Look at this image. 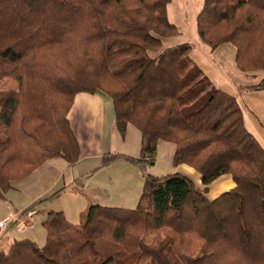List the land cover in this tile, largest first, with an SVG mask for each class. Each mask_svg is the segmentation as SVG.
Here are the masks:
<instances>
[{"label":"trees","instance_id":"trees-1","mask_svg":"<svg viewBox=\"0 0 264 264\" xmlns=\"http://www.w3.org/2000/svg\"><path fill=\"white\" fill-rule=\"evenodd\" d=\"M169 2L0 0V198L47 159L77 161L67 112L78 92L105 93L116 128L140 131L137 156L105 153L102 165L123 158L143 172L133 208L89 203L77 224L50 210L44 244L15 239L0 264H264V148L236 98L192 61L191 43L162 45L178 33ZM196 29L211 49L234 45L241 71H263L247 89H264V0H202ZM159 140L203 188L147 171ZM222 173L234 186L209 199Z\"/></svg>","mask_w":264,"mask_h":264},{"label":"crops","instance_id":"crops-1","mask_svg":"<svg viewBox=\"0 0 264 264\" xmlns=\"http://www.w3.org/2000/svg\"><path fill=\"white\" fill-rule=\"evenodd\" d=\"M201 6L202 0H170L167 5V16L171 19L169 20L176 25L178 30V33L171 37H176L180 34L186 37L190 35L191 37L188 40L189 43L193 40L198 44L196 46L191 44L189 56L192 61L201 68L204 75L208 77L215 87L236 98L241 108L246 128L264 148V89L249 90L246 87L247 85L254 84L255 82L253 80L260 78V75H258V73L243 72L237 67L235 63V46L230 42H224L215 49H211L200 40L196 29V16ZM175 45H168L165 47ZM67 119L79 146V158L77 161L70 165L61 157L50 158L34 169L27 177L11 181L10 191L27 183L31 178L30 176L43 171L45 166H50L46 167L48 168L46 170L47 172L53 168L59 169V174L62 173L63 175L67 173L73 180L71 186L66 188L63 186L55 192H52V190L56 187L57 183L55 182L56 180L53 181L52 183L54 186L51 185L52 187L50 186L41 196H38L32 203H28L24 207L13 208V206L9 204L10 210L6 215L15 212L16 216H18V220L10 224V232L23 233L24 236L21 237V239L28 238L35 243H42L43 245L45 242L46 230L42 222L46 218L48 212L50 210L61 211L65 218L69 219L64 207L61 204L54 205V200L59 199L67 192H72L74 195L84 193L83 191H85L89 185L86 186V184L79 183L85 178L95 177L96 181L97 179L102 181L103 178L106 177V173H113V175L118 176L120 181L122 177H124L131 180L134 179L136 184L128 190L131 191L134 189L133 192H130V196L121 198V200H112V198L101 199L98 188L96 190L95 186L93 188V186L90 185L93 192L92 196L88 200L89 202L84 200L81 203L77 213H80L88 203L124 208H133L137 203L141 192V188L137 186L141 183L142 187L143 174L134 164L123 158H117L109 164L102 165V155L105 153L117 152L130 156H137L140 149V131L131 123L126 124L122 133L118 131L115 126L112 101L108 95L99 91L94 93H76L72 105L67 112ZM131 140L132 142H130ZM160 148L167 158V162H170L168 168L165 170L167 171L166 173L177 171L190 178L199 188L204 187L201 182L200 174L193 167L183 163L178 165L173 164V155L176 148L174 143L159 140L157 143V150ZM114 168L118 170L111 172L110 170ZM151 172L154 175H161L158 174L161 172ZM222 178L223 180L218 183L219 186H226L228 189L234 186L230 174L223 175ZM95 183L96 182H94V184ZM209 190L210 189L207 187L205 194L209 192ZM37 215L41 220V231L43 232L41 238L33 232V227L35 226L34 219ZM19 221L22 223L21 228L16 226ZM13 240H15V238L12 240L8 239V244Z\"/></svg>","mask_w":264,"mask_h":264},{"label":"rangeland","instance_id":"rangeland-1","mask_svg":"<svg viewBox=\"0 0 264 264\" xmlns=\"http://www.w3.org/2000/svg\"><path fill=\"white\" fill-rule=\"evenodd\" d=\"M190 37H191L190 35L188 37H186L183 34H180L176 37H171V36L165 37L162 39V45L168 46V45H175V44H180V43H184V42H189L188 40ZM190 43L192 45H195V46L198 45L193 40H191ZM261 72H263V71L260 70V71L249 72V73H258V75L261 76V74H260ZM258 80H259V78L255 79L253 81L256 83ZM12 85H14V84L10 80H7L6 82L3 83L2 87L4 88V87L12 86ZM118 131H120V130H118ZM130 142H132V140ZM114 160H112V161H114ZM169 163L170 162H167V158L165 157L162 149L160 148L159 150L156 151V157H155L154 164L152 166H148L147 171L150 173H152L151 171H154V172L157 171V172H161L158 174L163 175L167 172L165 170H166V168H168ZM46 167H50V166H45V168H43L44 169L43 171H40L39 173H36V174H33L32 176H30L31 178L27 183H25L22 186H19L16 189H13L11 191L8 190L5 193V198H0V216L1 217L6 215L8 213V211L10 210L9 204L11 206H13V208H21V207H24L28 203L29 204L32 203V201H34L35 198H37L38 196H41L43 194V192L46 191L51 185L54 186L52 182L55 180H56L55 182L57 183V185L52 190V192H55L56 190H58L59 188H61L63 186H65V188L71 186V184L73 183V180L69 177V175L67 173H64L63 175H62V173L59 174V169H54V168L50 169L47 172L46 170L48 168H46ZM115 168H116V166H115ZM115 168L111 169L110 171L111 172L117 171L118 169H115ZM138 170H140V172L143 174V172L140 168H138ZM30 174H28V175H30ZM223 175H227V173H222V174L218 175L216 178H214L208 184H206L208 189H210L209 192L206 193L208 198H213L214 196H217L221 192L228 190V188L226 186L221 187L218 185V183L223 180V178H222ZM105 176L106 177H104L102 181H99L98 179L96 181L95 177L85 178V179L81 180L79 184H86V186L89 185V187L86 188L85 191H83L84 193H80L79 195L78 194L74 195V194H72V192H67L62 197H60L59 199H55L54 205L61 204L64 207V209L67 213V216L69 218L67 220L73 224H76L79 222L78 219H80L81 212L88 206L89 203L86 205V207L82 211H80V213H77L78 208H80L81 203L84 200H86V202H87L90 199V197L92 196L93 192H92V188H90V185L93 186V188L95 186L96 190L98 188L101 199L112 198V200H121V198L130 196V192L134 191V189L131 191H128L130 188L135 186L136 183L134 182V179L131 180V179L122 177V179L120 181L118 176L113 175V173H106ZM137 180H138V178H137ZM94 182H96V183L94 184ZM97 184H98V187H97ZM137 187L142 189L141 183ZM34 222H35V226L33 227V232L39 238H41V236H43V232L41 231V229H42L41 220H40V217H38V215L35 216ZM10 228H11V226L8 225L0 233V249L1 250L3 249V250L7 251L8 247L10 245L7 242L8 239L12 240L13 238H15L18 240L24 236L23 233H16V232L11 233ZM38 245H42V243H40Z\"/></svg>","mask_w":264,"mask_h":264},{"label":"built area","instance_id":"built-area-1","mask_svg":"<svg viewBox=\"0 0 264 264\" xmlns=\"http://www.w3.org/2000/svg\"><path fill=\"white\" fill-rule=\"evenodd\" d=\"M18 220V216H16L15 212H11L8 215H5L3 217L0 218V233L10 224H13L15 221ZM16 226L18 228L22 227V223L21 221H19Z\"/></svg>","mask_w":264,"mask_h":264}]
</instances>
